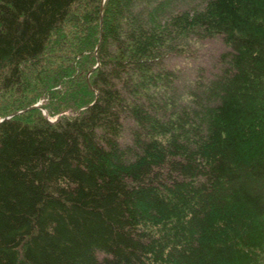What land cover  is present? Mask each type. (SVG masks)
Instances as JSON below:
<instances>
[{
  "label": "trees",
  "instance_id": "obj_1",
  "mask_svg": "<svg viewBox=\"0 0 264 264\" xmlns=\"http://www.w3.org/2000/svg\"><path fill=\"white\" fill-rule=\"evenodd\" d=\"M28 90L0 264H264V0H0Z\"/></svg>",
  "mask_w": 264,
  "mask_h": 264
},
{
  "label": "rangeland",
  "instance_id": "obj_2",
  "mask_svg": "<svg viewBox=\"0 0 264 264\" xmlns=\"http://www.w3.org/2000/svg\"><path fill=\"white\" fill-rule=\"evenodd\" d=\"M42 98V91L36 92L33 90L29 92L28 90L25 92L24 96L22 94H14V92L4 96L3 93L0 92V116L18 110L20 107L28 105L36 100H41Z\"/></svg>",
  "mask_w": 264,
  "mask_h": 264
},
{
  "label": "water",
  "instance_id": "obj_3",
  "mask_svg": "<svg viewBox=\"0 0 264 264\" xmlns=\"http://www.w3.org/2000/svg\"><path fill=\"white\" fill-rule=\"evenodd\" d=\"M102 8H103V6L101 7V11H102ZM38 107H39V104L36 105V106H34L33 108H38ZM30 109H32V108H30ZM26 111H27V110H26ZM20 113H22V112H17V113H15V114H13V115L7 117V118L10 119V118H12V117H14V116H16V115H19Z\"/></svg>",
  "mask_w": 264,
  "mask_h": 264
}]
</instances>
